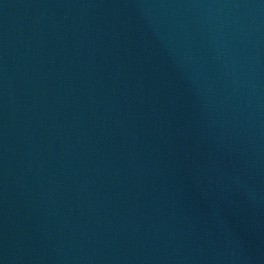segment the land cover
<instances>
[{
    "label": "water",
    "instance_id": "1",
    "mask_svg": "<svg viewBox=\"0 0 264 264\" xmlns=\"http://www.w3.org/2000/svg\"><path fill=\"white\" fill-rule=\"evenodd\" d=\"M0 264H264V0H0Z\"/></svg>",
    "mask_w": 264,
    "mask_h": 264
}]
</instances>
